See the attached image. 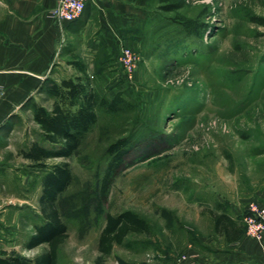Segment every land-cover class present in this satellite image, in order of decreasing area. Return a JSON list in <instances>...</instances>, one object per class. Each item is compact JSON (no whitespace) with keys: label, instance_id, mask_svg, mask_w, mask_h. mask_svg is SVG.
Instances as JSON below:
<instances>
[{"label":"rangeland","instance_id":"obj_1","mask_svg":"<svg viewBox=\"0 0 264 264\" xmlns=\"http://www.w3.org/2000/svg\"><path fill=\"white\" fill-rule=\"evenodd\" d=\"M145 2L152 23L132 25L118 39L137 54L131 77L117 61L119 46L92 53L81 36L77 46L67 42L52 66L60 81L77 74L70 61L79 58L101 93L131 103L123 112L100 111L73 155L45 161H67L74 176L59 196L68 227L59 264H179L183 253L207 248L219 198L241 195L235 185H264V0H187L178 12ZM181 18L192 19L196 29ZM35 101L52 105L45 92ZM37 130L31 107L23 109L0 151L20 153ZM120 137H128L132 149L101 202L106 148ZM30 195L36 207L23 208L18 252L32 258L48 244L24 247L40 208L37 190ZM127 209L147 221L148 232H132L102 252L105 214Z\"/></svg>","mask_w":264,"mask_h":264},{"label":"crops","instance_id":"obj_2","mask_svg":"<svg viewBox=\"0 0 264 264\" xmlns=\"http://www.w3.org/2000/svg\"><path fill=\"white\" fill-rule=\"evenodd\" d=\"M55 3L56 0H0V140L15 130L23 109H30L43 92L41 86L67 42L77 46V37L81 36L92 53L99 47L112 52L119 46L118 39L130 34L132 25L147 20L152 23L145 0H87L82 15L64 23L49 15ZM106 70L104 66L102 71L107 75ZM33 164L22 151H0V254H19V230L26 222L21 216L30 204L36 207L30 200L33 188L40 206L45 171ZM235 186L241 195L218 199V212L212 215L213 232L206 237L207 248L201 252L191 250L198 253L192 264H264V230L262 239H258L248 233L245 222L250 202L264 205V185ZM35 212L37 220L29 226V237L34 224L41 221L40 210Z\"/></svg>","mask_w":264,"mask_h":264},{"label":"trees","instance_id":"obj_3","mask_svg":"<svg viewBox=\"0 0 264 264\" xmlns=\"http://www.w3.org/2000/svg\"><path fill=\"white\" fill-rule=\"evenodd\" d=\"M187 0H157L164 12H178ZM182 18H184L182 16ZM179 19L187 29L193 27L192 19ZM77 74L60 81L48 76L41 91L52 99L50 108L37 101L31 104L33 120L38 125L36 138L22 147L23 156L33 165L44 168L42 194L40 196V222L34 224V232L25 246L29 249L42 244L48 248L30 258L21 254H0V264H59L58 249L68 236V227L59 209V196L73 181V172L67 161L46 164L51 158H67L81 146L85 136L99 120L100 111L119 113L131 107L122 95L109 98L94 85L87 64L79 58L70 61ZM132 145L128 137L112 141L106 148L109 156L100 185V200L104 201L113 176L125 162ZM219 218L216 219L218 226ZM147 221L133 210L117 214L107 212L105 225L99 236V248L110 253L115 244H122L132 232L147 233Z\"/></svg>","mask_w":264,"mask_h":264},{"label":"built area","instance_id":"obj_4","mask_svg":"<svg viewBox=\"0 0 264 264\" xmlns=\"http://www.w3.org/2000/svg\"><path fill=\"white\" fill-rule=\"evenodd\" d=\"M87 0H56L50 9L49 15L59 23L72 22L80 17L85 9ZM117 61L125 74L131 77L137 64V54L133 48L122 46L117 56ZM249 213L245 217L248 233L262 239L264 230V205L256 201L248 205ZM264 252V243H263ZM198 258L196 252H185L179 258V264H192Z\"/></svg>","mask_w":264,"mask_h":264}]
</instances>
